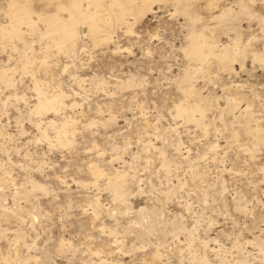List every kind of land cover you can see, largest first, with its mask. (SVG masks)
Returning <instances> with one entry per match:
<instances>
[{"label":"rangeland","instance_id":"obj_1","mask_svg":"<svg viewBox=\"0 0 264 264\" xmlns=\"http://www.w3.org/2000/svg\"><path fill=\"white\" fill-rule=\"evenodd\" d=\"M150 6L96 45L77 25L69 54L26 25L0 38V264H264V0ZM193 32L244 53L190 59ZM39 90L61 104L37 112Z\"/></svg>","mask_w":264,"mask_h":264},{"label":"bare ground","instance_id":"obj_2","mask_svg":"<svg viewBox=\"0 0 264 264\" xmlns=\"http://www.w3.org/2000/svg\"><path fill=\"white\" fill-rule=\"evenodd\" d=\"M31 1L32 0H10V24L6 28H0V38L22 39L24 36L21 33L20 26L26 25L33 36L34 34H37L41 40H49L52 43L51 45H53L58 52L69 54L72 52L74 39L77 35L76 27L79 24L87 27L88 35L96 45L102 40L100 38L102 32H105V34L107 33L108 36L111 35L115 26L127 24L126 18L128 16L135 17L136 15L144 13V11L146 12V10L150 9L152 2L170 1L176 11L187 15L188 2L191 0H45L44 2L49 5V7H55L56 9V13L52 15H47V13L37 14V11L34 12L35 10L32 8ZM62 12L67 13L68 17H62ZM34 13L37 14L38 20L46 25V31L44 33H39L37 24L32 21V15ZM205 41L206 40L203 39L202 34L196 32L191 33L189 45L185 51L186 55L190 59L196 60L200 63L205 61L208 57H215L223 66H228L229 63L244 53V50L240 49L238 44H235L234 49H226L217 54L215 48L213 46H208L209 44L207 45V42ZM258 59L261 61L264 60V58L259 57ZM28 66L29 64L26 63V70L28 69ZM187 77H185V79H187ZM38 93L39 100L38 106L36 107L37 112L44 113L45 110L49 108L52 109L58 104H61V97L59 95L53 98H48L45 94L40 92V90ZM189 94L192 93L189 92ZM205 110L206 108L198 106L179 107L178 113H176L187 121H193L195 119L194 114L196 113L200 118L194 121L200 125L202 124V116L205 113ZM65 134L66 130L63 127L58 132V143L62 144L65 142ZM257 137L259 140H262L260 135ZM124 180V176H119L114 181H110V187L113 189L111 190L114 192L113 194L117 200L123 199L124 192H122V189L123 184H125ZM156 222L157 213H141L138 224L140 226L139 232L142 236H148L149 233L155 232L157 228Z\"/></svg>","mask_w":264,"mask_h":264}]
</instances>
